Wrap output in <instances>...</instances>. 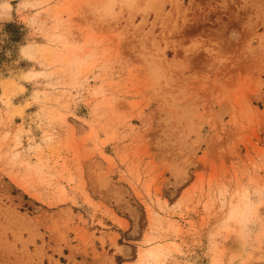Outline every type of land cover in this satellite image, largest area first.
Here are the masks:
<instances>
[{
  "label": "rangeland",
  "instance_id": "1",
  "mask_svg": "<svg viewBox=\"0 0 264 264\" xmlns=\"http://www.w3.org/2000/svg\"><path fill=\"white\" fill-rule=\"evenodd\" d=\"M116 5L0 0V264H264V0Z\"/></svg>",
  "mask_w": 264,
  "mask_h": 264
},
{
  "label": "clouds",
  "instance_id": "2",
  "mask_svg": "<svg viewBox=\"0 0 264 264\" xmlns=\"http://www.w3.org/2000/svg\"><path fill=\"white\" fill-rule=\"evenodd\" d=\"M108 8L116 12V0H106ZM111 18V17H105ZM3 17H0V22ZM264 202V185L246 187L241 190L239 206L229 215V223L236 229V239L240 249L248 254L256 249L255 229L259 222H264V217L257 215V206ZM257 259H260L257 256ZM172 255L164 249L153 250L145 255V264H169Z\"/></svg>",
  "mask_w": 264,
  "mask_h": 264
},
{
  "label": "trees",
  "instance_id": "3",
  "mask_svg": "<svg viewBox=\"0 0 264 264\" xmlns=\"http://www.w3.org/2000/svg\"><path fill=\"white\" fill-rule=\"evenodd\" d=\"M13 26L12 24H7V27ZM18 39V38H17Z\"/></svg>",
  "mask_w": 264,
  "mask_h": 264
}]
</instances>
